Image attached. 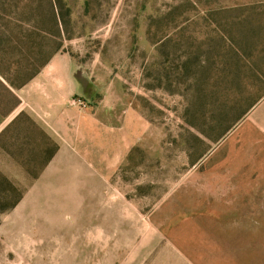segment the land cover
<instances>
[{"label":"rangeland","instance_id":"374dc122","mask_svg":"<svg viewBox=\"0 0 264 264\" xmlns=\"http://www.w3.org/2000/svg\"><path fill=\"white\" fill-rule=\"evenodd\" d=\"M30 1L0 0V69L59 43L36 77L71 66L89 125L44 166L16 117L36 77L0 76V172L23 191L11 208L2 187L0 264H264V94L237 48L264 0Z\"/></svg>","mask_w":264,"mask_h":264},{"label":"crops","instance_id":"0c3cea01","mask_svg":"<svg viewBox=\"0 0 264 264\" xmlns=\"http://www.w3.org/2000/svg\"><path fill=\"white\" fill-rule=\"evenodd\" d=\"M51 66L25 86L16 117L25 112L58 144L59 152H62L63 142L80 141L83 134H87L89 121L82 118V114L71 104L72 108L68 105L69 98L80 88V80L71 66L68 70Z\"/></svg>","mask_w":264,"mask_h":264},{"label":"trees","instance_id":"16d2710c","mask_svg":"<svg viewBox=\"0 0 264 264\" xmlns=\"http://www.w3.org/2000/svg\"><path fill=\"white\" fill-rule=\"evenodd\" d=\"M30 1V0H29ZM52 1V0H51ZM33 2V1H30ZM52 7L54 9L53 11V15H54V23L55 26L57 28V32L60 33V28H59V18H58V13H56V7H54V4H52ZM252 20L254 23V26L252 27L253 30V40H252V44L251 41L248 42V36H250V28H247L246 31L244 32L243 36H246V39L242 42L244 44V48L242 47H237L238 48V54L241 53L242 51L244 53L249 52V50L252 52L251 56L246 57L243 56L242 54V58H239V64H242L243 68H255L256 72L255 74L251 75V77L248 78H255V81L251 83H248L247 86H244V90L245 91H249L252 87L251 86H256L258 82H260V92L262 94H264V12L262 13H254L252 14ZM55 30V28H54ZM56 31V30H55ZM50 44L49 46L46 47V49L48 50L46 52V56L44 58V60L39 63V65H37L35 67V65H33L35 68L32 69V71L29 74H26L24 77H21L24 73L25 70H28L30 68V65L27 63L25 65L23 64H18L17 66H15L12 70L13 73H5L2 69H0V76L5 78L6 81L8 82L10 87L13 88H20L24 85H26L27 83H29L32 79H34L42 70V68L47 65L49 63V61L53 58V56L62 48V45H60L59 43H55L54 41L52 42V40L50 39ZM236 50V49H235ZM42 50L39 51V53H41ZM35 64V63H33ZM32 66V65H31ZM0 85H2L1 81H0ZM258 86V85H257ZM6 87V86H3ZM8 90V89H7ZM258 102V99L255 100L256 104ZM252 106V105H251ZM22 117H25V119L31 124V126L36 130V134L37 138H39V136L44 140L45 142V147L47 148L49 151V156L47 158V160L44 162V166L48 164V162L56 155V153L59 151V146L58 144L53 141L42 129H40L36 123L30 119L29 116H27L26 114H22L20 115ZM37 141V140H35ZM38 147H41L39 144H37ZM36 177V176H35ZM5 186V192H10L11 195L10 197H12L13 203L11 205V208L14 207L15 205H17L19 203V201L22 199L23 197V191L21 189H19L17 186H15L12 182H10L6 176L4 174H2L0 172V198L1 197V193H3L4 191H2V187Z\"/></svg>","mask_w":264,"mask_h":264},{"label":"built area","instance_id":"2783aa9c","mask_svg":"<svg viewBox=\"0 0 264 264\" xmlns=\"http://www.w3.org/2000/svg\"><path fill=\"white\" fill-rule=\"evenodd\" d=\"M73 105H80L81 106V105H83V103L81 101H76L75 100L74 103H73Z\"/></svg>","mask_w":264,"mask_h":264}]
</instances>
